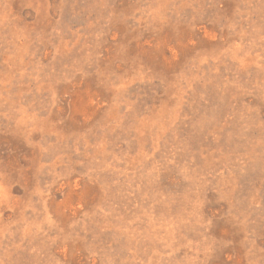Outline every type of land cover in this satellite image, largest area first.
<instances>
[{"label":"rangeland","instance_id":"374dc122","mask_svg":"<svg viewBox=\"0 0 264 264\" xmlns=\"http://www.w3.org/2000/svg\"><path fill=\"white\" fill-rule=\"evenodd\" d=\"M0 264H264V0H0Z\"/></svg>","mask_w":264,"mask_h":264}]
</instances>
